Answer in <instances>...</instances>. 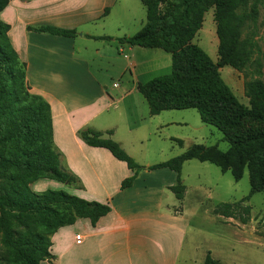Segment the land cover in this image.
I'll return each instance as SVG.
<instances>
[{
  "label": "crops",
  "instance_id": "crops-1",
  "mask_svg": "<svg viewBox=\"0 0 264 264\" xmlns=\"http://www.w3.org/2000/svg\"><path fill=\"white\" fill-rule=\"evenodd\" d=\"M125 3L10 0L0 12L26 63L31 91L51 105L54 141L63 163L83 183L74 193L111 207L96 225L83 217L61 227L52 237L56 258L41 264H183L188 259L185 179V198L180 200L170 188L178 173L168 167L149 168L183 153L171 151L163 160H152L170 148L168 142L183 146L181 128L188 124L187 115L176 113L183 109L151 114L138 88L170 73L172 54L160 47L120 42L119 37L134 35L146 22L134 25L135 16ZM45 25L78 33L71 37L30 28ZM88 127L105 136L112 131L110 136L145 166L132 185L122 188L123 180L133 174L125 161L82 139L79 132ZM194 144L203 143L192 142L186 150ZM194 160L199 159L187 160L184 166ZM77 234L83 235L81 243Z\"/></svg>",
  "mask_w": 264,
  "mask_h": 264
},
{
  "label": "trees",
  "instance_id": "trees-1",
  "mask_svg": "<svg viewBox=\"0 0 264 264\" xmlns=\"http://www.w3.org/2000/svg\"><path fill=\"white\" fill-rule=\"evenodd\" d=\"M10 0H0V12ZM147 10L144 26L134 35L119 37L121 43L143 47H160L172 54V71L139 84V91L149 103L151 114L163 110L195 108L201 120L216 126L230 144L223 150L217 145L194 144L183 153L150 169L168 167L178 173L170 188L183 200L186 185L181 174L187 160L210 161L231 171L236 180L250 170V193L239 201L221 202L213 212L246 224L251 219V206L245 201L264 189V109L255 100L264 97V81L246 84L255 104L240 101L223 78L211 56L192 39L203 21V10L213 0H174L160 8L164 0H141ZM255 0L251 11L239 10L241 3L222 2L224 18L219 28V54L222 63L240 68L249 54L248 40L241 39L243 26L257 13ZM10 25L0 18V227L4 250L0 264H41L53 260V235L78 218H90L96 225L111 207L90 201L65 190L35 191L32 183L52 178L77 188L81 179L63 163V154L54 141L50 103L31 91L26 78V63L20 58L9 36ZM31 29L64 36H76L75 29L53 25ZM99 38H111L101 36ZM82 139L91 146L105 147L127 163L133 174L124 179L122 188L133 184L145 168L118 141L93 128L80 130ZM205 264H224L208 251Z\"/></svg>",
  "mask_w": 264,
  "mask_h": 264
},
{
  "label": "rangeland",
  "instance_id": "rangeland-1",
  "mask_svg": "<svg viewBox=\"0 0 264 264\" xmlns=\"http://www.w3.org/2000/svg\"><path fill=\"white\" fill-rule=\"evenodd\" d=\"M172 1L164 0L160 8L171 6ZM222 2L238 3L239 0H213L202 7L203 21L192 42L199 44L219 64L223 78L241 102L248 106L256 102L264 109V97L253 102L246 87L249 81H264V0L258 2L255 17L250 18L242 28L241 39L248 40L249 54L240 68L232 63L221 62L218 31L224 18ZM254 2L248 0L247 4L241 3L239 10L251 11ZM125 7L132 12V17L135 16L134 25L146 21V7L141 0H127ZM176 113L187 115L188 124L181 128L184 132L183 146L168 142L170 148L164 153L158 152L152 157L153 161L163 160L171 151L184 152L192 142L217 145L223 150L229 148L230 144L225 140L223 132L214 125L204 123L197 109H183ZM146 145L153 148L151 142ZM183 168L181 177L189 189L184 204V215L189 226L185 248L188 259L183 264H205L208 251L224 264H264V189L255 192L245 201L246 205L251 206V219L246 224L213 212L217 204L239 201L250 193L249 167L245 168L240 180H236L231 171L223 172L211 162L194 160ZM32 188L39 192L55 189L75 194L74 189L77 187L56 179L42 178L32 183ZM2 236L0 227V252L4 250Z\"/></svg>",
  "mask_w": 264,
  "mask_h": 264
},
{
  "label": "built area",
  "instance_id": "built-area-1",
  "mask_svg": "<svg viewBox=\"0 0 264 264\" xmlns=\"http://www.w3.org/2000/svg\"><path fill=\"white\" fill-rule=\"evenodd\" d=\"M118 83H115V86H117ZM76 241L77 243H81L83 241V235L82 234H77L76 235Z\"/></svg>",
  "mask_w": 264,
  "mask_h": 264
}]
</instances>
